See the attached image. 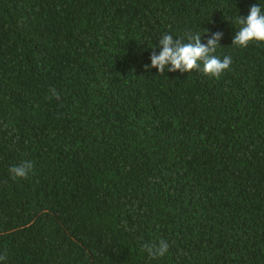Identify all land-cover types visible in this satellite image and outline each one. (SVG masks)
<instances>
[{
	"label": "trees",
	"instance_id": "trees-1",
	"mask_svg": "<svg viewBox=\"0 0 264 264\" xmlns=\"http://www.w3.org/2000/svg\"><path fill=\"white\" fill-rule=\"evenodd\" d=\"M255 3L0 0L3 264H264V44L232 46ZM204 29L220 76L145 71Z\"/></svg>",
	"mask_w": 264,
	"mask_h": 264
},
{
	"label": "clouds",
	"instance_id": "clouds-1",
	"mask_svg": "<svg viewBox=\"0 0 264 264\" xmlns=\"http://www.w3.org/2000/svg\"><path fill=\"white\" fill-rule=\"evenodd\" d=\"M235 23L238 30L232 38V46L247 48L252 42L264 44V0H257V3L249 8L246 16L239 14ZM208 35V29H204L202 33L186 34L184 38H174L169 33L163 34L158 44L149 47L153 54L150 56V64L144 65L145 71L156 69L159 74L165 71L191 73L196 70L208 76H220L229 69L232 60L230 56L221 58L215 54L217 48L221 47L219 42L222 33H212L207 42H203L202 38ZM157 48L158 54L155 51ZM53 92L55 94V90ZM32 167L31 161H25L11 167L9 173L13 179L26 178ZM169 247L167 241L161 240L158 245L148 247L146 250L150 257H164ZM4 259L0 256V264H3Z\"/></svg>",
	"mask_w": 264,
	"mask_h": 264
}]
</instances>
